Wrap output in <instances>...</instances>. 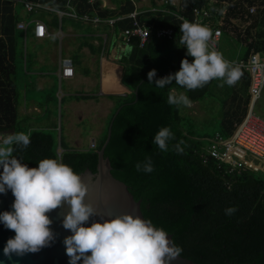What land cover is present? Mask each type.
Wrapping results in <instances>:
<instances>
[{
    "label": "trees",
    "instance_id": "obj_1",
    "mask_svg": "<svg viewBox=\"0 0 264 264\" xmlns=\"http://www.w3.org/2000/svg\"><path fill=\"white\" fill-rule=\"evenodd\" d=\"M31 1L61 10H68V4L77 16L99 19L123 16L134 9L130 0H121L114 8H105L98 0ZM178 3L180 8L165 4L166 12L143 11L136 15L137 22L147 28L148 37L142 46H138L135 37L130 38L129 52L118 59L122 68L119 82L124 95L117 97L94 148L73 149L60 136L56 144L50 130L31 129L23 131L30 135L29 147L23 151L17 149L13 155L30 168L36 167L42 159L51 158L72 169L84 166L93 172L96 150L104 141L113 111L119 106L103 156L109 161L110 174L130 186L131 189H127L132 197L139 199L142 217L170 234L174 243L183 248L181 257L196 264H264V170L244 169L228 174L217 168L212 158L203 162V147L211 136L196 133L193 122L181 113V108L166 103L171 91L179 93L185 89L174 81L164 89L156 88L147 79L152 69L156 70L155 79H159L162 73L179 71L182 59L192 62L193 58L187 56V50L179 44V26L184 21L178 17L191 20L192 8L207 9L209 25L219 27L220 36L225 35L241 45V60L250 53L263 55L264 0H178ZM15 6L10 1L0 0V132L10 133L22 131L21 118L17 115L20 95L12 81L13 59L21 38V33L15 29V23L21 19ZM249 6L255 8L252 13L248 12ZM43 13L39 18L55 28L56 15ZM131 22L130 18H119L109 31L119 34L120 30L131 27ZM98 25L97 31L108 27L104 23ZM159 27L170 28L171 35L155 36ZM240 70L242 76L234 86H220L222 81L214 79L200 90L186 92L192 102L208 96L218 105L217 132L223 137L231 133L245 111L248 75ZM239 89L244 93L240 94ZM88 96L76 95L75 98ZM164 126L170 127L175 137L169 143L168 152H161L152 142L156 132ZM180 141H183V154H177L171 147ZM146 157H151L155 170L137 172L136 163L145 161ZM230 206H236L238 211L226 216L224 210Z\"/></svg>",
    "mask_w": 264,
    "mask_h": 264
},
{
    "label": "clouds",
    "instance_id": "obj_2",
    "mask_svg": "<svg viewBox=\"0 0 264 264\" xmlns=\"http://www.w3.org/2000/svg\"><path fill=\"white\" fill-rule=\"evenodd\" d=\"M179 27V44L193 58L192 62L182 59L179 71L159 79H155V69L147 73L148 83H154L156 88L164 89L174 81L185 89L179 93L173 90L167 96L166 103L177 109L192 107L186 92L200 90L214 79L222 81L220 86L231 87L242 76L238 66L211 48L210 42L214 39L211 29L186 20ZM174 139L171 128L164 126L152 142L161 152H168L169 143ZM30 144V135L23 131L0 134V193L10 190L14 196L13 211L0 213V222L15 233L3 247L5 257H22L49 246L55 234L47 213L65 206L67 210L60 211L59 217L61 226L72 233L63 239L69 264H174L181 256L183 248L149 220L129 213L105 219L99 206L88 199L90 187L97 185L98 180L89 177L85 182L80 174L57 159L45 158L30 168L13 155L17 149L23 151ZM182 144L183 141L173 144L172 150L183 154ZM135 169L144 173L155 170L151 157L137 162ZM108 202L107 197L102 201L105 206ZM237 211L236 206H230L224 214L233 216ZM92 217H100L103 222L93 220L90 226H85Z\"/></svg>",
    "mask_w": 264,
    "mask_h": 264
},
{
    "label": "crops",
    "instance_id": "obj_3",
    "mask_svg": "<svg viewBox=\"0 0 264 264\" xmlns=\"http://www.w3.org/2000/svg\"><path fill=\"white\" fill-rule=\"evenodd\" d=\"M101 6L105 8H114L116 4L121 0H98ZM133 7L136 10H144L149 7L163 8L161 0H150L149 3L145 0L143 3H135L130 0ZM145 2V3H144ZM145 5V6H143ZM21 9V8H20ZM16 10V8H15ZM22 10V9H21ZM21 19H29V16L22 10L19 14ZM68 18V22L63 27L61 31V26L59 24V30L61 34L60 39H53V35L44 37L42 39H34L31 37L30 33L27 34V39L31 43V52L27 53L26 48H23V42L21 38L18 40V44L21 48V59H22V69L26 75H28L27 86L31 90L29 92V98H26L25 87L24 90L17 89L16 85V69H15V57L13 59V85L14 88L19 91V100L17 104V113L22 119H28L33 114H41L40 101L34 98L35 94L39 91H43L45 88L55 87V82H57L56 93L59 92L61 82L64 81L67 85L71 84L74 86H80L84 91L89 92L81 95H89L86 98H75L74 104L78 107L75 108V113L77 114V121H80L82 116L86 114L90 109H96V112L102 117L105 122L107 116L109 115L111 109L113 108V98L124 95V89L120 85L119 79L122 72L121 65L118 63V59L126 55L130 46L125 45L121 40L119 34H111L109 31V26L104 27L105 30L97 31L96 29L100 26L95 23L85 24L79 20L73 18ZM80 22V23H79ZM48 27L49 32H55L54 27ZM101 33H108V41L105 46L104 53L99 55V43ZM26 41V39H25ZM55 42L60 44V51L54 55L52 51V45ZM51 47V48H49ZM64 48V50H63ZM46 55L48 57H46ZM102 56V57H101ZM68 59L72 69L73 76L70 78H58L57 71L59 69V60ZM239 56H235L233 60H239ZM46 66V68H42ZM96 85L97 92L96 95L102 96L101 99L96 100L94 94L92 93V88ZM35 90V92H32ZM40 94H38V97ZM264 100V86L261 89L259 98ZM70 101V100H69ZM258 101V100H257ZM196 102H192L195 104ZM257 103V102H256ZM70 102H67L69 105ZM73 104V103H71ZM258 104V103H257ZM73 106V105H71ZM261 118L264 119L262 113H257ZM20 117V118H21ZM101 123L98 132L102 131L104 126ZM43 129V128H36ZM89 142H94L93 138L88 139ZM79 142L71 143V145H79ZM69 147L71 145L67 144ZM78 148L80 150L86 149Z\"/></svg>",
    "mask_w": 264,
    "mask_h": 264
},
{
    "label": "built area",
    "instance_id": "obj_4",
    "mask_svg": "<svg viewBox=\"0 0 264 264\" xmlns=\"http://www.w3.org/2000/svg\"><path fill=\"white\" fill-rule=\"evenodd\" d=\"M10 1L14 5L18 4L21 9L26 13H32L28 21L18 20L15 23V29L21 33V40L24 44L27 34L30 33L34 39H42L50 35H55L57 39L61 38L59 30V22L61 17H69L73 19H79L81 21H89L91 23H104L109 28L113 22L122 17H127L132 20L131 27H126L119 32L120 40L125 45H130V38L135 37L137 39L138 46H142L148 37V30L143 24H139L136 20V15L143 11H161L166 12L163 8L149 7L144 10H136L135 8L129 13L106 19H99L96 16L81 15L77 16L68 4V10H61L54 8L50 5L40 3L38 1L31 0H6ZM92 2V0H87ZM161 4L173 5L176 8L179 7L177 0H161ZM255 10L254 6L248 7V12L252 13ZM53 12L57 17V29L55 32H49L47 25L37 16L32 17L40 12ZM192 18L188 22L200 23L207 26L212 30L214 39L210 42L211 48L217 51V43L220 38V29L217 26L209 25V14L205 8H192ZM178 17L185 21L186 19L178 15ZM187 21V20H186ZM30 27V30L28 28ZM171 29L168 27H159L155 30V36H167L171 35ZM99 55H102L105 50L106 43L108 41L107 33H101L99 35ZM24 48V45H23ZM232 65L238 66L246 71L248 75V84L246 88L247 103L245 111L236 123L231 133L223 137L218 132H215L213 136L207 139V143L204 145L203 150L205 156L202 161L207 158H212L216 163V167L222 169L224 173L231 174L238 172L239 170L251 169L257 170L258 167L254 163V160H264V119L256 114L254 108L257 100L259 99L261 89L264 86V54L259 55L257 53H250L245 60H233ZM169 75V72L162 73L160 77ZM73 76V69L68 59L59 60V69L57 71V77L70 78ZM94 143L89 142L88 148H94Z\"/></svg>",
    "mask_w": 264,
    "mask_h": 264
},
{
    "label": "rangeland",
    "instance_id": "obj_5",
    "mask_svg": "<svg viewBox=\"0 0 264 264\" xmlns=\"http://www.w3.org/2000/svg\"><path fill=\"white\" fill-rule=\"evenodd\" d=\"M133 1L135 3H143V1ZM145 2L149 3L150 0H145ZM15 8L18 14L22 12L20 9L21 7L18 4H16ZM41 14L44 13L40 12L36 15H33L32 17H39ZM47 14L49 13H46V15ZM30 17L31 16H29V18ZM27 18L25 21H28ZM68 20L69 19L66 17L62 18L60 22L61 31H63V27L68 22ZM56 29L57 25L55 26L54 30ZM28 30H30V27ZM60 44L61 42H55L54 45H52V51L54 55L60 51ZM24 46L26 48V52L30 53L31 43L29 39L26 38ZM217 51L223 54L224 59L231 62L235 56L242 54V47L234 39L225 35H221L217 43ZM21 52L20 45L18 44L15 53L16 85L17 89L19 88L21 90H24L25 87L26 98H29V92H31L27 86V80L29 76L26 75L22 69ZM46 57L48 56L46 55ZM42 68L45 69L46 66ZM97 89L98 88L95 85L91 89V94L96 95ZM56 90L57 82H55L54 89L45 88L43 91H39V93L35 94L34 98L41 103V114H33L28 119H22V117L18 115L19 112L17 113L18 117H21L20 125L22 131L28 132L29 130L36 128L50 130L55 137L56 144L58 143L59 136L65 144L71 145L70 142H79V145H71V148L73 149L85 148L88 145L89 138H93L94 142L97 143L101 137V132H98V130L100 129L101 123L103 124L104 119L99 116V114L96 112V109H90L82 116L80 121H77V114L75 113V108L78 106L74 104V97L76 95L86 94L89 92L84 91V89L80 86H74L71 84L67 85L64 81L61 82L58 93H56ZM238 91H240V94L244 93L243 89H239ZM32 92H35V90ZM38 94H40L39 97ZM95 98L98 100L101 99L102 96L96 95ZM116 101L117 98H113V103H116ZM67 102H70V104L67 105ZM257 103L254 108L255 112L262 113L264 116V100L260 97ZM181 113L191 119L193 122V130L198 134L204 133L207 136H213V134L218 131V105L208 96L203 97L200 101H196V103L192 104V107L190 108L181 107ZM9 133L10 132H4L3 134ZM87 149L92 148L87 147ZM57 150L60 151L59 146L57 147ZM254 163L260 171L264 170V160L263 162L254 160Z\"/></svg>",
    "mask_w": 264,
    "mask_h": 264
},
{
    "label": "water",
    "instance_id": "obj_6",
    "mask_svg": "<svg viewBox=\"0 0 264 264\" xmlns=\"http://www.w3.org/2000/svg\"><path fill=\"white\" fill-rule=\"evenodd\" d=\"M119 106L113 111L109 122L106 127L105 138L101 146L96 150V169L91 172L85 169L84 166L73 169L74 172L81 175V178L87 182L88 178L91 177L93 180H98V184L90 187L89 197L92 202L99 206V210L102 215L107 217L119 215L122 213H129L136 216L142 217L139 209V199L135 200L127 187L122 181L116 179L110 174V165L108 159L103 156V149L108 141L110 135V126L113 117L117 113ZM4 132H0L3 134ZM23 163V162H22ZM131 189V188H130ZM107 197L109 202L105 206L102 201ZM14 196L10 190L7 193H0V213L4 211H13L12 203ZM67 206L61 210H54L47 213L49 218L52 220L50 225L51 230L55 234V239L50 243L49 246L42 248L37 253H28L24 256L13 255L11 259L3 255V247L9 238L14 237L15 233L12 230H8L4 227L3 223L0 222V264H69V258L65 253V246L63 239L72 233L69 230H65L60 223L59 213L60 211H66ZM103 222L100 217H92L85 226H90L92 221ZM145 220V219H144ZM171 239V236L169 234ZM90 255V253H88ZM82 264V262H77ZM174 264H196L189 259L179 257ZM224 264H254V263H235L225 262Z\"/></svg>",
    "mask_w": 264,
    "mask_h": 264
}]
</instances>
